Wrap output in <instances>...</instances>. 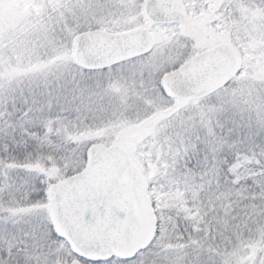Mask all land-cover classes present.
<instances>
[{
	"label": "snow or ice",
	"instance_id": "obj_1",
	"mask_svg": "<svg viewBox=\"0 0 264 264\" xmlns=\"http://www.w3.org/2000/svg\"><path fill=\"white\" fill-rule=\"evenodd\" d=\"M0 264H264V0H0Z\"/></svg>",
	"mask_w": 264,
	"mask_h": 264
}]
</instances>
